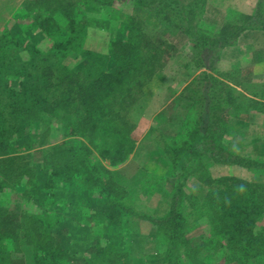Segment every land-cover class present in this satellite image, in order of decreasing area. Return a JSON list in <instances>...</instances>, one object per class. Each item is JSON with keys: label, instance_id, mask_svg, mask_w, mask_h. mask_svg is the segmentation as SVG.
<instances>
[{"label": "rangeland", "instance_id": "1", "mask_svg": "<svg viewBox=\"0 0 264 264\" xmlns=\"http://www.w3.org/2000/svg\"><path fill=\"white\" fill-rule=\"evenodd\" d=\"M261 1L264 0H0V34L12 31L18 41L26 38L35 45L24 52L21 62L29 59V71H34V76L37 75L35 65L44 67L50 63L55 72L54 81L65 85L44 92L49 100L60 96L61 91L57 89L66 90L68 83L71 87L78 85L77 82L89 83L91 73L85 68L103 65L106 69H121L116 54L120 51L119 43L128 40L132 19L138 36L144 40L141 49L145 46L147 51L151 48L159 51L154 74L135 80L129 87L131 98H128L127 110L121 109L119 103V108L116 107L127 115L132 125L128 137L134 146L126 160L112 167L108 158L100 157L96 140L91 141L88 132L75 130L77 108L59 107V110L57 107V112L44 114V119L36 123L33 131L37 136L32 149L21 145L29 139L28 128L19 132L20 137L11 133L16 138L11 137L12 145L6 148V153L22 158L8 170L22 166L43 175L52 171L53 165H46L51 159L52 164L58 162L50 151L51 145L83 142L92 162L103 166L97 185L91 179L86 183L82 178L84 173L80 172L70 186L59 188L57 185L58 195L46 202L41 194L34 192L38 179L32 184L33 195H28L31 184L25 176L14 182L15 193L6 188L0 194L3 210L18 217L20 223L29 212L36 210L34 200H39L38 211L47 210L52 216L59 213L52 217L55 224L51 233L66 247L70 258L66 264H107L98 262L91 248L103 238L113 250L120 247L127 250L130 264H194L185 256V248L201 246L212 231L200 209L207 193L205 179L234 176L264 184V113L245 105H233V101L246 102V97L264 102V17L252 18L247 22L249 28L223 48H202L198 37L202 32L214 35L227 23L244 24L243 15L253 17ZM191 2L197 3L194 14L179 16L164 7L168 3L170 9L175 5L177 11H182L184 4ZM51 8L56 9L54 17L62 27V31H52L53 36L45 35L36 23V16L43 18L50 14ZM68 11L87 25L78 29V39L73 38L71 44L59 47L55 44L72 33L63 17ZM2 51L7 53V59L12 57L10 50ZM17 62L20 61L17 59ZM80 71V75H74ZM218 81L227 86L222 91L224 97L229 92L232 94L231 104L223 103V106L226 103V111L222 110L225 124L220 128L215 126L214 133L202 139L205 130L202 128L194 134L196 126L192 123L202 115L207 122L213 93L222 86ZM6 91L1 85L0 101L6 98ZM197 100L201 108L195 105ZM228 152L263 165L224 163L217 157V154L225 155L222 158L226 159ZM8 170L0 171V178ZM101 179L106 183L101 184ZM105 190L106 194H99ZM171 209L176 210L174 216L185 239L178 240L177 251L173 253L168 250L171 238L168 229L174 222L173 217L166 216ZM263 226L264 220L258 228H263L264 240ZM21 232L25 236L24 228ZM34 246L30 238L25 243L22 238L19 251L12 257L15 264H33ZM223 246L214 250L202 248L196 263L264 264V249L247 259H226L227 250Z\"/></svg>", "mask_w": 264, "mask_h": 264}, {"label": "trees", "instance_id": "2", "mask_svg": "<svg viewBox=\"0 0 264 264\" xmlns=\"http://www.w3.org/2000/svg\"><path fill=\"white\" fill-rule=\"evenodd\" d=\"M172 2H175V0H172ZM196 6V2L184 4V10L182 11H177L178 7L175 5L173 9H170L168 3L164 7L167 11L172 10V13L181 16L185 13L194 14ZM55 11L56 9L51 8L50 14L43 18L36 16V23L45 35L53 36L52 31H62L60 21L54 17L55 13L53 12ZM243 16L246 21L242 25L227 23L225 27L220 28L218 33L214 35H207L201 31L202 35L198 38L202 48H213L216 46L223 48L229 45L232 40H236L248 27L247 22L255 17L256 19L264 17V1L259 3L258 10L253 17L249 15ZM63 17L67 21L66 27L71 29L72 33L69 38L61 39L62 41L55 44L59 47H66L65 44H71L73 38L78 39V29L85 28L87 25L85 21H77L75 15L70 11L65 12ZM129 28L127 33L128 40L119 43L120 51L116 54V58L121 63V69H106V67L103 68V65L102 67L93 66L92 69L85 68L87 73H91L89 75L91 77L88 80L89 83L77 82L78 85L75 84V87H71V83H68L69 86L66 90L62 87L57 89L61 91V94L54 100H49L44 93L54 91V86H62L63 84H57V81H54L56 77L54 78L53 66L50 63H47L44 67L35 65V74L38 76H34V71H29V59L21 62L24 52L35 47L34 43L26 38L23 41H18V36H14L12 31L0 34V86L4 85V90H7L6 98L0 101V171L8 170L9 166L16 165L17 161L22 158L14 154L9 156L6 153V148L12 145L10 143L11 137L15 134L20 137L19 132L21 133V130L28 128L29 134L27 137L29 139L23 141L21 145H25L29 150L32 149L33 139L37 136L33 131L36 123L44 119V114L53 111L57 112L55 111L57 107L58 109L63 107L67 110L72 107L74 109L77 108L75 130L80 133L88 132L91 141L96 140V149L100 157L103 159L108 158L112 167H117L126 160L134 146V142L128 137L132 125L129 123L127 115L117 109L119 108L117 106L119 103L121 109L125 108L127 110L128 106L126 104L128 103V98H131L129 87L135 80L137 81L143 76L150 78L154 74L157 61L159 60L158 50L151 48L147 51L145 46L143 48L145 51L141 49L144 40L138 36L133 19L129 24ZM262 28H264V25ZM22 48L24 50L20 52L19 50ZM2 50H10L12 57L7 59V53ZM17 53L18 58H16ZM17 59L20 62H17ZM80 74L81 71L74 75L78 76ZM212 81L217 83L215 77H212ZM219 85H222L221 88L214 91V96L211 98L207 122H205L202 115V118L196 121L193 120L194 122L192 123V126H196L194 134L200 133L202 128L205 130L202 139H207L210 135L209 133H214L215 126L220 128L225 124V116L222 114V110H225L226 103L231 104L232 94L229 92L227 97H224L222 91L227 86L222 82H219ZM63 86L65 85L63 84ZM197 91H200V89ZM245 99L246 102L243 103L233 101V105L236 107L245 105L248 108L258 109L264 113V102L258 100V98L255 99V97H246ZM191 100H195L194 94L191 95ZM224 101L226 103L223 106ZM199 104L200 100H197L195 105L201 108ZM225 111H223L224 114ZM225 115L227 116V114ZM12 132L15 134L12 135ZM16 136L14 137L16 138ZM98 139L99 141H97ZM51 146L50 151L55 154L54 160L59 162L52 164L51 159L46 164L47 166L53 165L52 171L40 175L29 167L26 169L19 166L17 169H10L3 178H0V194L6 192V188H10V191L15 193L14 182L25 176V180L28 178L31 184L27 191L28 195H33L32 186L38 179L39 182L34 185L36 189L34 192L37 195L41 194L42 200L46 202H50L51 199L58 195L60 190L57 185L62 188L74 183L76 181L74 176L77 173L83 172L82 178L86 183L91 179L97 185L98 174L102 171L103 166L100 163L92 162L91 154L87 151V146L83 142L80 144L75 143V145L62 142ZM108 146L112 148L108 149ZM220 148L224 149L223 146H220ZM165 150L169 153L168 146L165 147ZM173 153L177 156V151ZM197 153L199 152L197 151ZM224 156L217 154V157H221L220 160L224 163H235L249 167L263 165L231 152H228L226 159L222 158ZM24 158L28 159V157ZM106 173L109 175L108 171ZM102 182H99L98 186L100 183L104 184L105 181L102 180ZM205 183L207 185V193L200 205V209L204 211V215L212 228L211 235L201 246H195V248H192L189 241H186L187 246L189 244L191 248H185V256L194 264H197L196 260L202 248L214 250L221 246L224 247L223 245H225L227 250L226 259L233 257L235 259L239 257L247 259L253 254L260 253L264 249L263 228L258 229L260 228V221L264 220V184L251 183L234 176H223L216 179L208 178L205 179ZM101 193L106 194V190L104 192L99 191V194ZM34 202L33 206L36 210L29 212L27 214L28 217L25 218L26 220L22 219L20 223L17 219L18 217L8 215L3 210L0 197V264H15L12 257L19 251V243L22 238H24V243L27 238H30V241L35 244L33 247V264H66L70 261L65 245L61 241H57L51 233L55 224V221H52V217L58 216L59 213L52 216L53 213L47 210L38 211L39 200H34ZM175 214L176 210L171 209L166 215L168 218L173 217L172 221L174 222V226L168 229L171 233V238L168 241L170 253L177 251L178 247L176 246H178L180 238L183 237V241L185 240L184 234H180V222L177 216H174ZM160 222L167 221L160 220ZM23 228L25 229V236L20 235ZM171 230H176V232L173 233ZM91 248L93 249V255L98 257V262L107 264H130L131 262V257L127 250L121 247L113 250L106 238L97 240L96 243L92 244Z\"/></svg>", "mask_w": 264, "mask_h": 264}]
</instances>
